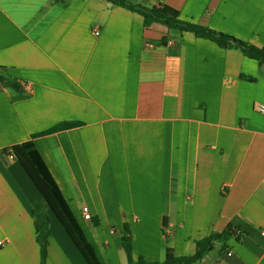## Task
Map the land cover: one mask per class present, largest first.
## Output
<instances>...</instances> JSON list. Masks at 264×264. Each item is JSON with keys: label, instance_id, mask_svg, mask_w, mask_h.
Segmentation results:
<instances>
[{"label": "crops", "instance_id": "obj_1", "mask_svg": "<svg viewBox=\"0 0 264 264\" xmlns=\"http://www.w3.org/2000/svg\"><path fill=\"white\" fill-rule=\"evenodd\" d=\"M128 1L264 46V0ZM256 104L264 64L239 51L145 27L105 0H0V264L40 263L34 214L45 203L10 151L27 141L101 264H127L124 224L146 261L166 247L193 254L197 240L231 225L237 235L215 244L212 264H264ZM46 212V264H87Z\"/></svg>", "mask_w": 264, "mask_h": 264}, {"label": "trees", "instance_id": "obj_2", "mask_svg": "<svg viewBox=\"0 0 264 264\" xmlns=\"http://www.w3.org/2000/svg\"><path fill=\"white\" fill-rule=\"evenodd\" d=\"M116 6L125 8L131 12L140 14L144 19V26L148 27L152 23H161L168 29L179 30L192 33L196 38L209 40L218 47L229 50H236L248 59L260 61L264 64V46L258 47L250 42L241 40L232 35L216 31L207 26L196 23L182 21L167 17L154 10L148 9L139 4H134L128 0H105ZM243 79L253 81V78L242 75ZM70 124H63L61 127H68ZM48 132L42 133L44 135ZM10 151L14 158L18 160L26 175L34 184L36 190L44 200V210L34 214V227L36 231V241L40 246V263L46 264L48 239L50 237V218L48 211L55 216L64 228L74 246L80 252L87 264H101L97 257L95 247L86 238L83 229L79 225L75 216L71 212L60 189L53 180L46 165L36 150L32 141H27L12 146ZM165 225V222H164ZM237 235L236 229L228 225L221 232L211 231L208 235L195 242V251L189 255H175L171 248L166 247L161 261H146L142 256L134 257L132 254V233L129 227L123 225V249L127 256V264H212L210 253L215 244H220L224 249L226 242ZM165 238L167 237L164 234Z\"/></svg>", "mask_w": 264, "mask_h": 264}, {"label": "built area", "instance_id": "obj_3", "mask_svg": "<svg viewBox=\"0 0 264 264\" xmlns=\"http://www.w3.org/2000/svg\"><path fill=\"white\" fill-rule=\"evenodd\" d=\"M95 33L97 35H99L100 34V31L97 30V29H95ZM171 43H172V41H168L167 42V44H171ZM143 48L147 52H154L156 50L155 45H153V44H151L150 42H147V41L143 42ZM30 83H31L30 81H27L25 83H22L21 82V85L24 86V87H29L30 86ZM254 109H255V111L257 113L264 115V105L263 104H256L255 107H254ZM85 216L88 217L87 214H85ZM261 234L264 235V231L263 230H261Z\"/></svg>", "mask_w": 264, "mask_h": 264}]
</instances>
